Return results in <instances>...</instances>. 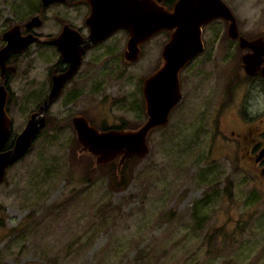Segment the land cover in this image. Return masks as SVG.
Wrapping results in <instances>:
<instances>
[{
	"label": "rangeland",
	"instance_id": "obj_1",
	"mask_svg": "<svg viewBox=\"0 0 264 264\" xmlns=\"http://www.w3.org/2000/svg\"><path fill=\"white\" fill-rule=\"evenodd\" d=\"M25 1L0 0V30L5 20L27 16ZM224 2L237 23L264 26V0ZM72 12L63 4L47 9L65 18ZM53 24L47 20L40 30L53 31ZM166 35L149 40L134 62L123 59L122 31L87 51L76 78L46 111L58 126L45 124L0 182V264H264V195L236 169L239 153L224 149L222 126L238 113L213 104L199 113L205 75L182 83L181 99L167 123L148 133L143 156L117 168L118 157L97 164L79 150L74 115L96 128L143 122L140 83L159 64ZM57 56L31 48L17 63L6 108L11 138L45 96ZM83 77L84 90L69 103ZM217 119L224 124L216 127ZM122 167L126 184L114 189ZM110 168L117 171L108 182Z\"/></svg>",
	"mask_w": 264,
	"mask_h": 264
},
{
	"label": "water",
	"instance_id": "obj_2",
	"mask_svg": "<svg viewBox=\"0 0 264 264\" xmlns=\"http://www.w3.org/2000/svg\"><path fill=\"white\" fill-rule=\"evenodd\" d=\"M63 0H41L42 4ZM161 0H88L90 12L85 19L88 34L81 35L68 26L49 39L68 64L58 74L51 75L47 94L37 108L30 112L23 128L14 136L10 147L4 148L10 133V117L6 111L7 91L2 84L5 57L8 53L23 50L34 40L29 34L20 36L18 26L3 32L5 44L0 47V182L6 168L22 157L39 131L45 126L46 111L59 96L63 84L77 70L82 52L105 39L111 32L123 28L128 33L123 59L135 61L139 45L160 30H170L161 52L158 68L142 82L145 118L134 129L108 128L99 130L85 116L78 114L70 121L80 151L94 155L97 164H105L117 157V168L124 159L143 156L147 149V135L167 123L168 114L180 99L179 71L188 60L202 50L201 26L214 18L227 20L229 34L235 33V17L222 0H176L171 9L159 4ZM33 16L26 26H38Z\"/></svg>",
	"mask_w": 264,
	"mask_h": 264
},
{
	"label": "flooded vegetation",
	"instance_id": "obj_3",
	"mask_svg": "<svg viewBox=\"0 0 264 264\" xmlns=\"http://www.w3.org/2000/svg\"><path fill=\"white\" fill-rule=\"evenodd\" d=\"M175 1L161 0L159 4L167 9H171ZM222 1L224 2V0ZM25 2V14L27 16L16 22L9 23L8 20H5L0 30V47L5 44L2 36L3 32L13 25L18 26L20 36L29 34L31 37H34V40L29 42L23 50L8 53L5 57L2 84L8 94L6 107L9 97L12 95L10 82L14 80L13 75L17 71V63L23 54L31 48H34L35 53L36 49L40 50L42 48L53 49L58 53L57 58L51 63L48 71V92L51 84V75L63 72L68 66L61 59L56 46L49 42V39L57 36L65 25L75 29L83 36L88 34L89 30L85 23V19L90 12V3L88 0H63L48 4H42L41 0H26ZM57 4H63L71 8L73 10L72 17L65 18L64 15L57 13L48 15L47 9ZM33 16L39 18L40 24L38 26H26L27 21ZM47 20H52L55 23L53 25H55L56 29L50 32L41 31L40 28L45 25ZM216 21H219L218 23L221 21V23L219 25L212 24ZM235 23L234 28L236 31L232 34L228 33V23L223 18H214L201 26L202 50L182 65L178 74L179 86H181L182 91V83L186 80L188 81L191 75H205L207 85L211 89V92L208 93L210 89L207 88L208 91L199 108L200 115H202L201 107L207 104L215 105L218 111H223V109L227 108L228 110L233 109L238 113L239 119L234 120L231 126H228L227 122L222 126L221 124H224L225 121L218 119L215 125L218 127L217 124L220 123L223 128H228L225 132L221 133V137L226 141L224 149L229 150L232 148L239 153V159L235 165L236 169L240 170L247 177L246 182L252 191L261 192L264 195V26L239 24L236 22V18ZM118 31L125 33L126 44L128 33L123 28H119L111 32L105 39L86 48L82 52L77 70L63 84L59 96L76 78L87 51L97 45H101L103 41ZM161 32H166V40L168 39L170 30H160L152 34L139 45L138 58L143 51L144 45ZM166 40L162 43L164 44ZM111 48L113 50L115 49L112 46L107 47V49ZM124 48L122 49V56ZM159 60V64L145 77L149 76L160 66L161 55H159ZM188 66L189 68H187ZM145 77L142 78L140 83L141 96L142 82ZM81 84H83V87L70 92V96L67 98H70L69 103L71 97H75L84 90V77L81 80ZM141 103L142 107H144L143 96ZM200 115L199 117H201Z\"/></svg>",
	"mask_w": 264,
	"mask_h": 264
},
{
	"label": "trees",
	"instance_id": "obj_4",
	"mask_svg": "<svg viewBox=\"0 0 264 264\" xmlns=\"http://www.w3.org/2000/svg\"><path fill=\"white\" fill-rule=\"evenodd\" d=\"M58 126V123H57V120L54 118V117H52V116H49V115H46V126L45 127H49V128H53V127H57ZM108 127H113V128H117V129H121V128H128V127H126V126H123V125H118V126H108ZM100 129H106L107 127H105L104 125H101L100 127H99ZM133 129V128H132ZM12 139L13 138H11L10 136L7 138V141H6V147H9V146H11V144H12ZM34 141H35V139H34ZM33 141V142H34ZM33 142H32V144H33ZM31 144V145H32ZM31 145H30V147H31ZM30 147L26 150V152H25V154L28 152V150L30 149ZM137 157H131L130 159H126L124 162H123V167H124V165H125V162H127V161H129V160H132V159H136ZM123 167H122V170H121V178L119 179V182L115 185V186H113V185H111L112 186V188H114V189H119L120 187H122V186H124L125 184H126V178L127 177H125V173L124 172H122L123 171ZM116 171L117 170H115L114 168H110L109 170H108V174H109V177L112 175V177L114 178L115 176H116ZM109 179V181L108 182H111V177L110 178H108ZM1 205H0V210H1ZM3 224V221H2V219L0 218V226Z\"/></svg>",
	"mask_w": 264,
	"mask_h": 264
},
{
	"label": "bare ground",
	"instance_id": "obj_5",
	"mask_svg": "<svg viewBox=\"0 0 264 264\" xmlns=\"http://www.w3.org/2000/svg\"><path fill=\"white\" fill-rule=\"evenodd\" d=\"M46 124V123H45Z\"/></svg>",
	"mask_w": 264,
	"mask_h": 264
}]
</instances>
